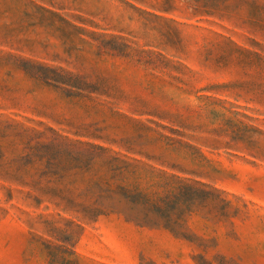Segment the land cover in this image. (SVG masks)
Listing matches in <instances>:
<instances>
[{
	"label": "rangeland",
	"instance_id": "1",
	"mask_svg": "<svg viewBox=\"0 0 264 264\" xmlns=\"http://www.w3.org/2000/svg\"><path fill=\"white\" fill-rule=\"evenodd\" d=\"M0 264H264V0H0Z\"/></svg>",
	"mask_w": 264,
	"mask_h": 264
}]
</instances>
